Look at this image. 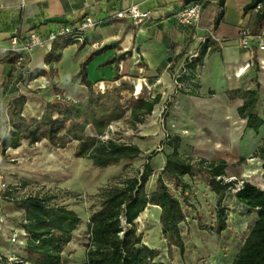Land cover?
I'll return each mask as SVG.
<instances>
[{"label":"crops","instance_id":"crops-1","mask_svg":"<svg viewBox=\"0 0 264 264\" xmlns=\"http://www.w3.org/2000/svg\"><path fill=\"white\" fill-rule=\"evenodd\" d=\"M187 1L0 0V49L7 50L11 37L18 36L23 39L31 32H37L41 36L47 37L52 32L57 33L69 28L73 40L70 45L62 50L60 59L51 64L45 63V57L51 51L52 44L45 48H37L28 59L27 73H22L20 68L15 65L13 75L6 87L2 86L7 82V75L13 64L0 63V139L5 136L9 129L8 105L19 95L26 97L22 114L28 119L41 118L45 106L49 102L59 105L66 100L83 102L87 97L88 90L80 84L77 76L81 62L90 55L91 58L87 64V76L94 89L102 87L111 91L120 85L129 86L130 89L123 92L125 101L133 97L134 91L138 92L137 99L142 100H149L160 95V101L155 105L154 110L177 92L180 96L190 99L217 96L222 102L220 106H208L203 109L205 112L215 114L212 117L216 126H219L218 123L223 122V119L228 117L230 143L232 145L238 144L236 136L234 137L235 142L230 140L232 130H234L235 135L241 131H246L248 141L254 142L259 139L262 143L264 141V124L259 129L258 134L253 129L246 128L247 120L238 114V107L243 104V99L239 96H229V92L235 90H257L259 100L254 113L264 120L262 114L264 112V65L262 63L264 50L259 48V43H264V28L259 37L255 38L250 35L252 49L244 48L240 38L242 30L249 31L257 9L245 13L244 8L250 0H225L223 19L218 26L214 27L218 13L217 3L205 1L198 24L185 25L179 21L177 13L188 4ZM134 5L140 12H147L149 17L138 24H135L131 18L113 17L115 12ZM86 17H90L93 23L89 27L82 26ZM206 35L212 37L220 47V51L206 54L203 61L191 69L190 76L184 77V86L178 90L175 85V75L183 73L185 64L196 55ZM254 48H256L255 55L253 54ZM258 64L259 70L257 71ZM35 70H44L46 76L41 75L28 80L29 74ZM115 76H118V79L115 80ZM181 100L185 99L181 98ZM146 117L142 123L133 128L128 111L125 117L109 127L108 134L118 130L119 126L126 120L130 128L135 130L136 135L139 136V138L131 139L130 143L138 145L142 151L139 141L141 138L153 143H159L163 139L162 135L159 134L156 121H147ZM198 126L199 123H196L195 127ZM88 128L94 132L92 127L89 126ZM89 135L92 136L93 133ZM202 139L201 136L197 137L200 142L203 141ZM214 142L215 140H210L211 144ZM40 143L34 145L27 143V145L31 150H34L39 147ZM24 144L9 150L23 149ZM76 145L77 141H74L65 149L52 147L54 150L63 151L59 153L58 157L62 167H64L66 160L71 157L77 161L87 160L92 163L91 160L75 157ZM236 150L238 151L240 148L236 147L233 152ZM172 152H167L164 166L167 155ZM219 160L221 159L214 157L206 161ZM119 165L120 163L107 167L115 169L112 173L114 177L119 176L122 172ZM36 169L38 172H35V177L40 178L46 172L47 166L38 163ZM233 174L234 172L228 170L226 164L224 177H230ZM182 180L186 184L190 183L184 176ZM57 181L66 185L73 196H77L79 193L89 196L95 195L99 188V186L91 187L82 183L72 186L65 182L64 176L59 177ZM149 185L151 189L148 192H151L155 189L156 182L150 178L147 183V186ZM204 191L207 196L204 195L200 199V204L196 205L197 212L194 215L185 212L186 221L182 222L189 224L193 240L199 242L201 239V235L197 233L199 221L204 223L206 219L210 220V211L213 209L214 225L217 210V195L208 184ZM227 195L232 196L234 206L244 208L233 194ZM206 199H209V203L206 202ZM69 208L75 211L74 206L71 205ZM248 210L250 211V209ZM149 212H155L158 218L160 216L158 206L148 205L137 221L144 219L149 222ZM255 214L257 217L256 211ZM90 215L85 224L86 232L81 233L82 228L75 230L71 241L63 252V259L72 264H82L86 261L87 249L85 245L89 240L88 222ZM82 234L85 236L83 240ZM25 239L27 237H24L23 241ZM163 243L164 247L167 248L165 239ZM3 244L0 243V247H5L7 250ZM25 244L26 242L22 249L24 253ZM163 254L164 249L162 250ZM172 258L176 261L182 259L180 251L176 247L172 248Z\"/></svg>","mask_w":264,"mask_h":264},{"label":"trees","instance_id":"trees-1","mask_svg":"<svg viewBox=\"0 0 264 264\" xmlns=\"http://www.w3.org/2000/svg\"><path fill=\"white\" fill-rule=\"evenodd\" d=\"M195 0H188L190 3ZM206 1V0H204ZM225 0H218V13L214 27L218 26L224 15ZM257 9L249 34L259 37L264 28V0H250L244 12ZM73 42L66 37H58L45 57V63L51 64L61 57L64 48ZM220 51V47L210 35L205 36L196 55L185 64V69H194L203 61L206 54ZM256 48L253 54L255 55ZM91 56H86L80 65L79 82L88 90L83 102L64 101L61 105L49 102L41 118L28 119L22 112L26 102L24 95L15 97L8 105V131L0 139V154L5 157L9 149H16L27 142L34 145L47 141L55 149H65L77 141L74 155L92 161L94 167L104 169L118 165L122 160H133L142 153L140 147L133 143L119 141L112 137L104 138L109 127L130 112L133 128L150 115L160 101V95L149 100L130 98L125 101L123 92L129 86L97 92L88 80L87 64ZM19 56L9 50L0 49V63H12L7 75L6 87L15 70ZM46 76L44 70H35L28 76L32 80ZM181 75L179 81H183ZM118 76H115V80ZM258 85V82L255 80ZM132 89V88H131ZM229 96H239L243 104L238 107V114L246 119V128L257 134L264 120L254 113L259 100L257 90H235ZM92 127L95 135L87 133ZM179 145L173 146V152L166 157V163L156 178L155 189L147 190L149 177L153 174L149 162L144 170L134 177H117L114 184L100 187L95 197L99 207L92 211L88 222L89 240L86 247V261L82 264H162L157 259L161 250L143 243V235L137 227L138 217L148 205L160 208L159 221L164 239L167 242V255L172 257V248L179 249L181 256L186 251L180 224L186 221V214L180 199L175 196L165 182L163 175L173 178L181 186V192L188 187L182 178L192 174L190 158L186 159L179 151ZM252 157L263 161L264 141L255 149ZM244 161V158L240 160ZM208 175V186L217 195L216 220L212 230L220 236L227 229V209L223 206L227 194H233L246 209L256 210L257 219L251 227L244 242L236 253L232 264H264V190L249 183L226 182V162L200 160L197 164ZM24 209L21 228L26 234L25 257L18 258L10 264H72L63 259V252L73 237V233L82 223L81 217L66 205L52 203L48 196L28 195L21 200ZM186 204V201H184ZM125 221V223H123ZM199 228L204 229L199 221Z\"/></svg>","mask_w":264,"mask_h":264},{"label":"rangeland","instance_id":"rangeland-1","mask_svg":"<svg viewBox=\"0 0 264 264\" xmlns=\"http://www.w3.org/2000/svg\"><path fill=\"white\" fill-rule=\"evenodd\" d=\"M259 70V64L257 71ZM181 98L185 100H181ZM222 104L217 96H207L201 99H190L180 96L179 92L158 106L146 119L156 121L159 127V134L162 141L153 143L141 138L140 146L142 153L136 159L121 161L119 168L121 174L114 177L113 168L99 169L87 160L77 161L74 157L68 158L64 167L58 161L61 150H54L48 142H42L36 149H30L27 143L23 149L8 150L6 156L0 154V243L7 247H0V264H10V258H23V246L26 239L25 232L21 228L23 222L24 209L21 200L28 195L48 196L52 203L74 206L76 213L81 217L82 223L78 227L82 228L81 233L86 232V221L90 213L99 206V200L95 195L79 193L77 196L66 188V185L59 183L58 178L64 176L65 182L71 184L82 183L83 185L96 186L99 188L108 184H114L117 177H134L144 170V165L149 162L153 170L152 180L156 182V177L163 169L167 152H172L175 144L179 145L178 151L186 159L190 158L192 168L191 175L184 177L191 183L189 187L183 189L173 178L164 174L163 178L170 191L182 202L184 211L194 215L197 212V204L200 199L207 196L204 191L208 184V175L197 164L201 159L209 160L218 157L224 160L228 170L234 172L230 177L237 186L242 182H250L258 187L259 183H252L242 173L245 171H256L258 177L264 179L263 161L252 157L254 149L261 144L259 139L254 142L247 140V132L241 131L236 136L237 147L240 150L233 152V145L229 141L230 122L228 117L219 122L216 126L213 123L215 114L205 112L203 108L217 107ZM264 115V112H262ZM2 120V119H1ZM212 121V122H211ZM119 126L114 133L107 134L104 138L112 137L119 141L130 143L136 135V131L131 129L127 121ZM199 123L198 127L195 124ZM88 134L95 135L91 129H87ZM203 137V141L197 137ZM210 140H215L213 144ZM259 143V144H258ZM42 144V145H41ZM251 148H248L247 145ZM71 148V147H69ZM244 158V161H240ZM42 163L47 166L46 172L40 178L35 177L38 172L36 165ZM225 177V178H230ZM149 178V179H150ZM153 183V181H152ZM155 185V184H154ZM98 188V189H99ZM151 189L150 185L147 190ZM206 198V197H205ZM231 195H226L223 206L227 209L228 227L220 236L213 230L214 211L211 209V219L203 223L204 229L197 232L201 235L200 242L193 240L189 224H180L182 236L186 244V254L181 260H174L168 257L167 248L164 247V237L161 231V224L155 212H149L150 220L137 221L139 233L143 235V243L152 248L161 250V255L157 259L162 264H232L236 253L241 248L245 237L249 233L252 225L257 219L256 210H246L234 206ZM186 201V204H184ZM209 203V199H206ZM16 234L17 240L11 241ZM82 240L85 238L82 234ZM202 244V245H201ZM161 247H163L161 249ZM164 254L162 255V250Z\"/></svg>","mask_w":264,"mask_h":264},{"label":"built area","instance_id":"built-area-1","mask_svg":"<svg viewBox=\"0 0 264 264\" xmlns=\"http://www.w3.org/2000/svg\"><path fill=\"white\" fill-rule=\"evenodd\" d=\"M210 3H217L218 0H206ZM204 0H195L187 5H185L178 13L177 17L179 21L185 25H197L200 21L202 9L204 5ZM115 18H131L135 24L142 22L143 20L149 17L147 12H140L136 5L130 6L128 8L122 9L117 11L113 14ZM92 20L90 17H86L84 23L82 24L83 27L91 26ZM66 37L67 39H72L71 30L69 28H65L60 32H52L47 37L41 36L37 32H31L25 38H20L18 36H13L10 38L9 47L7 50L16 53L19 56V59L16 65L20 68L22 73H27L26 64L28 62L29 57L37 48H45L51 45L58 37ZM241 44L244 48L252 49L250 43V34L248 30H242L241 32ZM259 48L264 50V43H259ZM194 57V56H193ZM192 57V58H193ZM191 58V59H192ZM190 59V60H191ZM190 76L191 69H185L182 74L175 75V85L178 90H181L184 86L183 81H179L181 75ZM97 92L105 93L107 91L106 88L98 87L95 89ZM137 91H134L133 96L134 98H138ZM150 95V94H149ZM226 182H230L233 177L230 178H223ZM17 240V235L14 234L11 238L12 242ZM1 259V256H0ZM11 262H17L18 258H10Z\"/></svg>","mask_w":264,"mask_h":264},{"label":"bare ground","instance_id":"bare-ground-1","mask_svg":"<svg viewBox=\"0 0 264 264\" xmlns=\"http://www.w3.org/2000/svg\"><path fill=\"white\" fill-rule=\"evenodd\" d=\"M263 65H264V60H263ZM234 130H232V134H231V142H235V133L233 132ZM237 147L236 143H234L233 145V150H235V148ZM248 148H251V146L248 144L247 145ZM242 176H245L249 181H251L252 183H259L258 187L264 190V179L260 178L257 176L256 171L254 170H250V171H245L242 173Z\"/></svg>","mask_w":264,"mask_h":264},{"label":"water","instance_id":"water-1","mask_svg":"<svg viewBox=\"0 0 264 264\" xmlns=\"http://www.w3.org/2000/svg\"><path fill=\"white\" fill-rule=\"evenodd\" d=\"M250 183V182H249ZM123 223H125V221H123Z\"/></svg>","mask_w":264,"mask_h":264}]
</instances>
